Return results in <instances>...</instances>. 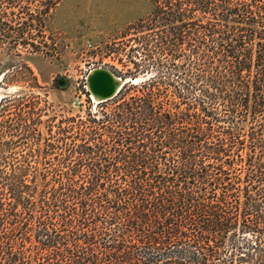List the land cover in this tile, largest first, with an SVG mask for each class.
<instances>
[{"label": "trees", "instance_id": "obj_1", "mask_svg": "<svg viewBox=\"0 0 264 264\" xmlns=\"http://www.w3.org/2000/svg\"><path fill=\"white\" fill-rule=\"evenodd\" d=\"M151 1L120 92L44 148L68 152L0 158V264H264V0ZM13 97L0 132L41 137Z\"/></svg>", "mask_w": 264, "mask_h": 264}, {"label": "rangeland", "instance_id": "obj_2", "mask_svg": "<svg viewBox=\"0 0 264 264\" xmlns=\"http://www.w3.org/2000/svg\"><path fill=\"white\" fill-rule=\"evenodd\" d=\"M14 1L1 2L5 13L0 26L14 29L9 32L15 34L24 28L26 37L33 40L28 44L0 43V97L14 96L15 103H22V116L12 114L11 122L30 126V130L37 128L42 136L26 134L19 138L1 131L3 141L21 142L18 148L0 150V158L12 160L25 155L30 161L28 170H45V161L40 162L44 156L54 158L68 152L61 147L44 149L47 144L62 146L73 141V134H67L62 142L59 128L69 126L74 117L77 121L91 103H97L87 87L88 75L98 67L108 68L119 77L123 75L129 49L124 43L128 38L125 34L131 31V36L136 31L130 28L149 15L153 3L60 0L50 6L47 0ZM33 41L40 48H35Z\"/></svg>", "mask_w": 264, "mask_h": 264}, {"label": "water", "instance_id": "obj_3", "mask_svg": "<svg viewBox=\"0 0 264 264\" xmlns=\"http://www.w3.org/2000/svg\"><path fill=\"white\" fill-rule=\"evenodd\" d=\"M87 85L91 93V97L93 94L97 98L102 99L101 101L111 99L116 96L123 86H119V83L117 81V75L110 69L104 67L95 68L88 75ZM76 102L79 103L80 100H77Z\"/></svg>", "mask_w": 264, "mask_h": 264}, {"label": "bare ground", "instance_id": "obj_4", "mask_svg": "<svg viewBox=\"0 0 264 264\" xmlns=\"http://www.w3.org/2000/svg\"><path fill=\"white\" fill-rule=\"evenodd\" d=\"M94 70V69H93ZM92 70V71H93ZM91 71V72H92ZM1 78V77H0ZM3 78V77H2ZM124 79H122V78H120L119 76H117V81H118V83H119V86L121 85H123V83L125 82V81H123ZM137 79H135L134 81H136ZM87 87H88V85H87ZM1 95V94H0ZM3 97V96H2ZM2 97H0V101H1V99H2ZM92 98H93V100H95L96 102H100L102 99H100V98H97L96 96H94L93 94H92Z\"/></svg>", "mask_w": 264, "mask_h": 264}]
</instances>
